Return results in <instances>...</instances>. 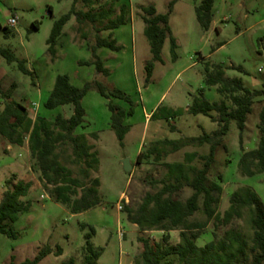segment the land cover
<instances>
[{"label":"rangeland","instance_id":"rangeland-1","mask_svg":"<svg viewBox=\"0 0 264 264\" xmlns=\"http://www.w3.org/2000/svg\"><path fill=\"white\" fill-rule=\"evenodd\" d=\"M73 1L0 0V48H10L19 60L25 59L27 67L33 71L32 74L24 73L17 61L8 62L0 52V112L8 101L14 99L29 108L33 120L39 115L51 122L58 113L71 116L74 113L73 105H62L53 110L44 106L54 85L47 83V77L68 73L77 86L99 80L109 90L116 87L126 90L137 103L135 114L127 119L131 130L122 144L110 126L108 100L96 88L84 96L87 132H83L80 126L76 134L85 133L98 155V169L91 171L90 180L100 178L102 203L79 213H72L68 204L58 202L50 195L54 187H47L41 179L40 166L29 151L28 136L22 146L13 145L11 150L7 149L6 140L0 137V200L4 191L19 181L31 182L32 185L29 193L23 197L32 206L18 220L10 223L18 237L13 239L0 233V264H19L28 258L34 259L47 244L53 252L38 264H68L72 258L74 264H83L86 257L85 234L89 231V228H82L83 223L94 227L92 241L97 248H103L100 264H127L129 260L135 264L137 256L143 251L142 239L152 243L162 240L165 231L143 230L141 226L133 225L124 210L137 209L147 192H156L165 182L175 181L177 173L171 174L168 163H183L186 161L185 155L193 151L207 154L210 145L190 143L178 151L167 146L168 154L162 152L159 159L155 158V154H149L142 156L140 162L137 161L138 153L141 150L144 155L149 153L159 139L185 141L205 132L212 133L218 128L211 116L192 114L188 110L200 89L206 87L207 67L215 70L217 64H222L226 77H239L251 89H264V0H215L213 22L208 31H204L195 12V5L202 0H178L170 20L172 32L178 40V58L173 59L168 39L163 47L164 60L155 62L153 78L147 85L146 62L153 58V54L144 31L142 6L153 4L158 12L165 13L170 0H97L93 4L77 1V11L100 14L111 9V15L95 22L82 14L73 16L58 40L57 57L53 61L48 52L47 38L54 22L70 11ZM122 4L128 6V17H133V23L128 22L115 29L114 34L110 29H103L109 19L120 14ZM14 14L18 17V23L9 26L8 20ZM5 27L12 30L9 36ZM97 35L107 38L112 35L117 39V44L123 46L119 51L104 46L97 49L111 71L110 76L98 72L94 64H81V61L93 60L92 46L96 43ZM221 42L223 46H219ZM232 65H241L243 70ZM205 96L209 101L224 99L232 105L230 96L221 95L216 86L205 89ZM160 97L164 107L185 110L184 114L173 118L174 123H171L172 119H161L150 124L146 121L147 113ZM113 100L128 108L125 100ZM263 106L264 95L257 96L246 121L243 147L239 141V128L232 120L224 136L228 150L222 145L217 148L208 183L212 185L218 182L223 187L221 193H215L219 196L216 203L219 218L209 220L207 227L199 231L197 244L200 247L212 240L219 242L225 239L227 232L235 229L247 241L248 253L250 251L254 231L250 208L243 207L240 214L234 213L229 222L224 221L223 217L230 209L232 195L236 191L243 192L251 187L264 202V172L247 176L242 174L239 166L244 152L258 146L262 136L260 114ZM213 114L217 115V112ZM159 146L163 149L162 144ZM72 151L71 145H61L58 150L60 161L71 169L73 176H82L84 164L73 161ZM126 159L132 165L130 172L125 170ZM193 164L202 167L203 162L197 157ZM155 181L160 182L156 184ZM75 190L73 199L81 194V188ZM192 192L193 189L186 186L177 197L185 200ZM201 205L203 207L202 200ZM203 211V208L197 211L191 220L207 221ZM169 232L170 244L177 245L181 241L180 229ZM57 245L63 248L59 256L54 253ZM169 258L174 259L175 264H180L176 254Z\"/></svg>","mask_w":264,"mask_h":264},{"label":"trees","instance_id":"trees-1","mask_svg":"<svg viewBox=\"0 0 264 264\" xmlns=\"http://www.w3.org/2000/svg\"><path fill=\"white\" fill-rule=\"evenodd\" d=\"M77 1L79 0H74L70 11L54 22L50 37L47 38L48 52L52 55L53 61L57 57V42L63 34L66 23L73 16L82 14L83 17L90 18L92 22H95L99 18H106L111 15V9L104 10L100 14L90 11H77ZM94 1L97 0H83L87 4H93ZM177 2L178 0H170L168 11L165 13L158 12L153 4L142 6L144 31L153 54V58L146 62L147 78L145 85L153 78L155 62L164 60L163 47L168 39H170L173 59L177 60L178 58L176 52L178 40L170 26L171 14ZM214 4L215 0H202L200 4L195 5L197 18L204 31H208L213 22ZM128 20V6L122 4L120 14L114 19H109L103 29L113 31L126 24ZM35 28L38 26L35 25ZM4 29L7 36L12 33L10 28L5 27ZM116 40L112 38V35L110 38L97 35L96 43L92 46L93 60L81 61V64H94L98 72L110 76L111 71L98 55L97 49L104 46L113 51H119L123 46L117 44ZM221 45L223 46L224 43L221 42L219 46ZM0 52L8 62L17 61L20 70L24 73L32 74L33 71L27 67L26 60H19L10 48H0ZM232 67L243 70L241 65H232ZM205 84L207 87L217 85V90L221 95L230 96L232 105H229L224 99L209 101L205 96V88H201L199 95L194 98L188 110L192 114L202 113L211 116L217 122L218 128L212 133L205 132L199 136H192L185 141L169 138L159 139L150 148L149 153H146L147 155H144L143 150L137 155V161L140 162L142 156L155 154V158L159 159L162 152L165 153L164 155L168 154L165 149L167 146H171L173 151H178L190 143H197L201 146L210 145V151L207 154L201 155L197 151H193L185 155L186 161L183 163H168L171 174L177 173L175 181L165 182L163 187L156 192H147L137 209L126 208L124 210L128 214V220L141 226L143 230L158 229L165 231L162 240L152 243L148 239H142L144 242L143 251L137 256L135 264H175V260L169 258L172 254L178 256L180 264L264 263V202L251 187L245 188L243 192L236 191L233 193L230 209L224 213L223 217L224 221L229 222L234 213L239 215L243 207L250 208V220L254 231L249 253L247 241L235 229L229 230L227 237L219 242L212 240L203 247L197 244L199 231L207 227L209 220L219 218L216 212L219 196L215 193L216 191L221 193L223 187L218 182H214L212 185L208 183V174L215 162L217 148L222 145L228 150L224 143V136L227 135L232 120H235L239 128V141L243 147L246 121L253 110L254 99L264 95V89H251L239 77H226L222 64H217L215 70L206 68ZM93 88H96L108 100L107 105L111 112L110 126L123 144L125 135L131 130V125L127 124L126 120L135 114L137 103L126 90L119 87L109 90L108 86L99 80L88 81L83 86H77L71 82L68 73L56 76L54 88L44 102V106L53 110L59 106L70 104L74 106V113L68 117L58 113L53 122L42 115L33 120L29 114V108L14 99L8 101L0 112V135L18 145H23L28 136L31 155L40 166L41 179L47 187H54L50 195L56 201L68 204L72 213L89 210L102 203V198L99 195L100 178L96 177L90 180L91 171L98 169V155L93 150L94 146L88 142L85 133L76 134L77 128L83 125L85 114H87L83 98ZM114 98L125 100L128 108L115 103ZM184 112L183 108L172 109L161 106L153 112L151 118L172 119L184 114ZM213 112H217V115ZM260 116L262 136L258 146L245 151L241 156L239 166L243 175L250 176L264 172V106ZM171 127L175 128L173 125ZM64 144L72 146L73 161L84 164L81 169L82 176H73L71 169L61 163L58 150ZM160 144L163 145V149L159 146ZM197 157L203 162L202 167L193 164ZM86 180H90V182ZM159 182L155 181L156 184ZM186 186L191 187L193 192L185 200H181L177 196L183 192ZM31 187V182L19 181L14 187L4 191L0 200V233L13 239L18 237L10 223L18 220L20 215L32 206L30 201L23 200ZM77 187L81 188V194L73 199L72 194L76 192ZM202 208L207 216V221H192L191 217L197 211H201ZM85 227L89 228V231L85 234L86 257L83 264H99L103 248H97L92 241L95 234L94 227L83 223L82 228ZM173 229H180L181 241L177 245L169 242L171 238L169 231ZM52 252L50 245H44L34 259L28 258L19 264H38ZM54 253L56 256L61 255L63 253L62 246L57 245ZM74 261L72 258L68 264H74Z\"/></svg>","mask_w":264,"mask_h":264},{"label":"crops","instance_id":"crops-1","mask_svg":"<svg viewBox=\"0 0 264 264\" xmlns=\"http://www.w3.org/2000/svg\"><path fill=\"white\" fill-rule=\"evenodd\" d=\"M15 16H16V14H14ZM17 17V16H16ZM129 18V20L127 21V23L129 22L130 24H132L133 23V17H128ZM126 23V24H127ZM121 27V26H120ZM119 28V27H118ZM118 28H116V29H118ZM115 30V29H114ZM114 30L112 31V33L114 34ZM63 32H64V29H63ZM58 43V42H57ZM58 76V75H57ZM71 78V77H70ZM47 80H48V82L47 83H49L50 84V82L52 83V84H55V80H56V76L55 77H51V78H48L47 77ZM46 80V81H47ZM71 82H72V80H71ZM73 83V82H72ZM213 86H216L217 87V85H213ZM212 86H210V87H205V89H210ZM53 88H54V85H53ZM221 94V93H220ZM163 97V96H162ZM218 100H220V99H218ZM213 101H216V100H213ZM161 106H163L162 105V102H161V97L157 100V102H156V104L153 106V108L151 109V111L150 112H148L147 113V116H146V121L147 122H149V124L150 123H152V122H156V121H160L161 119H164V118H161V119H151V116H152V114H153V112L154 111H156L157 110V108L158 107H161ZM165 107H168V106H165ZM168 108H172V109H174L172 106H169ZM176 118V117H175ZM174 118V119H175ZM174 119L172 118V121H171V123H174ZM126 123L128 124V122H127V120H126ZM85 122L83 123V125H81V129L83 130V132H87L86 131V128H85ZM130 125V124H129ZM80 127V126H79ZM77 130H79V128H77ZM130 132V131H129ZM77 133H81V131H77ZM126 136V135H125ZM0 137L1 138H3L4 140H6V142H7V149L8 150H11L12 148H13V145H18V144H13L12 142H10L9 140H7L4 136H2V135H0ZM19 146H22V145H19ZM29 150V149H28ZM28 150H27V152H28ZM30 151V150H29ZM142 151V150H141ZM132 223V222H131ZM133 225H137V224H135V223H132ZM101 257V256H100ZM100 259V258H99ZM99 264H100V262H99ZM119 264H122L121 262L119 263ZM127 264H133V262L131 261V260H129L128 261V263Z\"/></svg>","mask_w":264,"mask_h":264},{"label":"built area","instance_id":"built-area-1","mask_svg":"<svg viewBox=\"0 0 264 264\" xmlns=\"http://www.w3.org/2000/svg\"><path fill=\"white\" fill-rule=\"evenodd\" d=\"M18 17H16L15 15H13L11 18H9L8 20V25L9 26H14L15 24L18 23Z\"/></svg>","mask_w":264,"mask_h":264},{"label":"water","instance_id":"water-1","mask_svg":"<svg viewBox=\"0 0 264 264\" xmlns=\"http://www.w3.org/2000/svg\"><path fill=\"white\" fill-rule=\"evenodd\" d=\"M124 161H125V170L128 171V172H130L131 169H132V165L129 163V160L128 159H126Z\"/></svg>","mask_w":264,"mask_h":264}]
</instances>
